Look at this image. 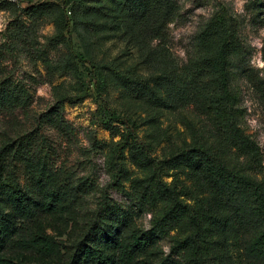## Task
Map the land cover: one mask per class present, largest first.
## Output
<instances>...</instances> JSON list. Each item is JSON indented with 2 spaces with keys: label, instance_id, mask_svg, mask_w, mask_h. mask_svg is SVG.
Listing matches in <instances>:
<instances>
[{
  "label": "rangeland",
  "instance_id": "1",
  "mask_svg": "<svg viewBox=\"0 0 264 264\" xmlns=\"http://www.w3.org/2000/svg\"><path fill=\"white\" fill-rule=\"evenodd\" d=\"M11 1L14 6L0 7V92L18 99L7 103L0 100V150L7 146L5 162L14 167L20 183L31 185L35 171L68 195L65 209L45 216L41 230L53 240L74 247L89 235L94 213L106 194L109 211L98 223L102 234L124 237L126 231L118 227L122 218L148 232L168 208L166 201L154 196L153 183L160 180L173 187L201 218L202 253L221 255L219 264H239V259L247 263L241 254L242 230L236 220L213 216L206 194L197 189L185 162L177 157L184 146L211 143L212 119L191 102L177 109L148 107L139 98V93L146 96L144 89L136 93L138 88L117 87L110 78L103 80L104 70L96 72L99 78L91 79L92 63L134 75L138 86H144L148 73L137 65L135 52L128 51L119 38L104 39V31L93 34L91 29L69 23L64 34L70 47H65L52 39L54 25L50 19H31L21 11L37 2L54 0ZM175 1L173 18L150 42L168 50L188 82L194 79L197 36L203 25L217 12L233 20L238 53L230 56L228 68L231 88L237 93V121L245 149L234 147L228 165L262 180L264 0ZM65 56L76 64L75 74L66 69ZM111 111L133 119L136 138L148 145L157 165L140 166L130 144L119 146L124 125L110 118ZM189 234L187 218L180 219L164 235L151 231L153 245L140 258L146 257L153 264L162 259L168 264H192L190 248L172 249ZM38 263L50 262L44 259Z\"/></svg>",
  "mask_w": 264,
  "mask_h": 264
},
{
  "label": "trees",
  "instance_id": "2",
  "mask_svg": "<svg viewBox=\"0 0 264 264\" xmlns=\"http://www.w3.org/2000/svg\"><path fill=\"white\" fill-rule=\"evenodd\" d=\"M70 3V9H66ZM14 5L11 0L0 2L4 9ZM176 8L175 0H54L37 2L21 11L31 19L43 16L50 19L54 25L52 39L65 47L68 44L70 47L64 34L69 23L75 28L91 29L93 34L104 31V39L119 38L128 51L135 52L137 65L148 73L144 86H138L136 76L124 75L110 65L92 63L91 79L98 77L97 71L104 70L103 80L110 78L117 87L133 91L138 88L136 93L144 89L146 96L139 93V98L148 107L177 109L191 102L212 119L215 126L211 143L184 146L177 157L185 162L197 189L206 194L213 216L235 219L242 230L241 254L247 263L239 259V264H264V179L258 180L228 165L234 147L245 149L237 121V93L231 88L228 68L230 56L238 53L237 29L231 17L222 12L203 25L197 36L194 79L188 82L180 75L168 50L150 42L171 21ZM62 59L68 72L75 74L76 64L66 56ZM201 78L206 79L199 85ZM2 99L7 103L18 98L0 92ZM109 116L124 125L119 146L130 144L138 165H157V160L148 153V145L136 138L133 119L115 111ZM7 153V146L0 150V264H40L38 261L44 259L49 264H153L146 257L140 258L153 245L154 235L150 232L164 235L183 218L188 219L190 234L172 249L190 248L192 264L221 262V255L202 253L203 222L196 210L160 180L153 183L154 196L166 201L168 208L160 219L152 222L150 231H141L122 218L118 227L126 231L124 237L102 234L98 223L109 211L104 194L87 237L74 247L53 240L41 230L40 222L45 216L65 209L66 190L51 185L35 171L31 173V185L20 183L14 167L5 162ZM159 264L168 263L162 259Z\"/></svg>",
  "mask_w": 264,
  "mask_h": 264
}]
</instances>
